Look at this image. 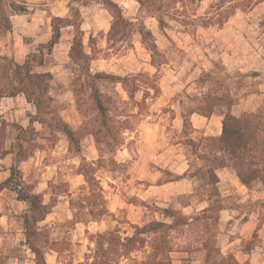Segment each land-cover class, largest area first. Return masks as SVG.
<instances>
[{
	"label": "rangeland",
	"instance_id": "rangeland-1",
	"mask_svg": "<svg viewBox=\"0 0 264 264\" xmlns=\"http://www.w3.org/2000/svg\"><path fill=\"white\" fill-rule=\"evenodd\" d=\"M111 1L121 8L127 20L143 22L152 32L163 55L159 69L151 65V55L141 44L140 35H135L130 44L108 43L112 15L105 0L46 3L52 14L62 17L69 16L72 5L79 7L83 44L91 59L92 74H143L156 82L160 93L154 96L150 90L142 116L123 133L124 145L116 153H100L95 139L85 137L81 145L86 162L69 152L64 135L50 138L41 125H34L41 135L32 157L21 169L26 181L35 184L51 206L52 214L41 229L60 252L58 262L148 264L147 245L129 255L132 260L121 257V243L133 234V225L169 222L159 209L171 208L194 216L211 205L221 204L222 222L216 228L222 254L233 255L240 263L264 264V184L256 182L243 193L231 181L235 173L228 168L229 175L220 173L218 192L214 194L195 173L196 167L203 164L195 158L189 140L200 143L205 137L217 135L224 111L217 110L209 122L192 119L193 130L188 135L181 122L183 111L196 107V101L208 93L230 97L237 117L255 113L264 105V1L251 11H237L222 27L205 26L218 13L220 0L189 1L187 8L179 6L182 15L169 22L167 37L155 19L140 11L136 1ZM40 8L47 7L41 4ZM62 34L61 44L45 57V66L36 71L53 75V108L65 123L78 130L84 119L72 92V81L78 74L69 58L73 30L66 29ZM98 86L113 98L115 115L139 111L120 84L100 82ZM144 97L142 87L136 100ZM33 114L34 108L23 96L1 101L0 147L9 149L17 127L27 128ZM202 121L204 128H200ZM10 165V156L1 159L0 172H7ZM85 170L94 187L86 182ZM184 174L192 178L177 181ZM13 200L12 194H4L8 212L0 224V264H31L20 217L24 206L14 210ZM74 221L82 224L77 232ZM195 239L196 234L188 229L172 234V264H203L204 254L195 250ZM188 249L193 252H185Z\"/></svg>",
	"mask_w": 264,
	"mask_h": 264
},
{
	"label": "trees",
	"instance_id": "trees-1",
	"mask_svg": "<svg viewBox=\"0 0 264 264\" xmlns=\"http://www.w3.org/2000/svg\"><path fill=\"white\" fill-rule=\"evenodd\" d=\"M134 1L139 4L140 11L146 17L157 21L160 31L166 37L169 22L182 15L180 7L185 9L189 1L192 2V0ZM263 1L220 0L218 13L212 19H208L209 23L205 26L212 24L222 27L237 11H251ZM104 4L112 15L111 29L107 36L108 43L130 44L135 35H140L141 44L151 55V65L159 69L163 65L160 61L163 55L152 32L145 27L143 22L133 23L127 20L121 8L113 1L105 0ZM30 13L31 9L24 0H0V37L12 31V16L29 15ZM82 22L79 7L73 5L70 7L68 17H53L50 40L40 45L35 52L29 53L23 64L1 55L0 48V100L23 96L36 111L27 128L17 127V135L10 148L0 147V159L7 156L12 157L10 176L0 183V193L8 190L15 194L17 201L28 205L22 216L23 234L25 245L34 255V264H47L45 250L50 247L54 248L38 226L50 214L51 206L44 205L42 196L35 192L33 185L23 180L19 169L20 164L28 161L32 156L34 144L41 135L34 125L40 124L50 138H56L57 134L64 135L68 141L69 152L81 158L82 162H86L82 155L81 145L85 137L91 136L95 139L100 153L104 151L110 154L116 153L124 145L123 133L132 128L133 120L142 116L141 111L145 100L150 96V90L154 91V96L160 93L156 82L143 74H130L124 77L103 73L92 74L90 72L91 59L85 53L83 44ZM67 28L73 30L69 58L78 73L72 81V92L84 119L82 127L78 130L71 129L53 108L51 97L53 75L36 71L45 66V57L50 55L60 43L62 31ZM100 82L120 84L130 102L139 111L132 115H115L114 100L100 90L98 86ZM142 87L145 88V97L137 101L136 95ZM196 102H198L196 107L189 108L182 113L183 131L186 135L193 130L191 117L194 114L211 118L217 110L224 111L222 133L219 137H205L200 143L189 140L188 146L195 158L203 164L196 167V176L205 180L211 187V193L214 194L218 192L217 171L220 169H232L240 183L249 190L256 182L264 184V105L255 113L247 112L236 117L232 114L233 101L227 95L217 96L208 93ZM83 175L86 182L94 187V181L89 178L86 170ZM189 178L192 176L184 174L177 181ZM222 210L221 204H215L194 216H185L182 212L171 208L159 209L169 222L152 221L144 227L133 225V234L125 237L121 243L124 253L121 257L132 260L129 255L147 245L149 248L146 253L148 264H172L170 258L173 253L170 241L172 234L182 233L188 229L196 234L195 241L198 247L195 250L204 254L203 264H250L249 262L239 263L233 255L224 256L222 254L216 228L219 225V213ZM41 242L44 246L40 245ZM185 252H193V250L188 249Z\"/></svg>",
	"mask_w": 264,
	"mask_h": 264
},
{
	"label": "crops",
	"instance_id": "crops-1",
	"mask_svg": "<svg viewBox=\"0 0 264 264\" xmlns=\"http://www.w3.org/2000/svg\"><path fill=\"white\" fill-rule=\"evenodd\" d=\"M24 1L26 2V5L31 9V13L29 15H15V16H12L11 17L12 31L7 33L6 35H4V36H2L0 38L1 55L13 58L19 64H23L25 62V60H26L27 55L29 53L35 52L40 45L48 43V41L51 38V34H52L51 19L53 17L66 18L65 16L62 17V16L56 15L54 13L52 14L53 10L49 9V7H48V5L46 3V0H24ZM41 4H44L47 8L46 9H41L40 8ZM48 13L50 15H48ZM82 24H83V22H82ZM44 27H45L46 31H44ZM67 29H69V28H67ZM64 30H66V29H64ZM62 38H63V36L61 37L60 43L57 46H59L61 44ZM19 98H21V96H19L17 98H4V99H1L0 102L3 101V100H17ZM25 101H26V99H25ZM29 105H31V104H29ZM35 113H36V111H35V108H34V114L32 116H34ZM232 114L235 115L236 117L238 116L234 112H232ZM214 116L215 115H213L211 118H205V117L199 116L197 114H194L191 117V124H192V119H194V118H198V119H201V120H205V122H209V120L211 121ZM220 120H221L220 121L221 122L220 130H219L218 134L215 135L214 137H219L221 135V133H222L223 116H220ZM181 122L183 124L182 115H181ZM203 122L204 121H202V123L200 125L201 126L200 128H204L205 127V123H203ZM38 125H40V124H38ZM73 130H76V129H73ZM53 152L56 153L55 150ZM28 161H26V162H28ZM26 162L21 163L20 166H19V169H20L21 173L23 172L22 169H21V165L25 164ZM11 164H12V157H11ZM10 167H11V165H10ZM10 167H9L7 172H5V173L4 172H0V183H2L4 180H6L10 176ZM227 169L228 168L220 169V170L217 171V176L219 178V182L221 180V176H220L221 172H223V174L225 176L229 175V173H227ZM22 176H23V173H22ZM230 178H229V180H230ZM23 180L26 183L31 184V185H33L35 187V192L42 196L44 205H49L44 200L46 195L44 196L43 193L38 192L37 191L38 188H37V186L35 184H32L31 182H27L24 177H23ZM231 181L234 184H237L239 186L238 187L239 191L244 193V192L249 190L246 186H244V185H242L240 183V181L238 180L236 175H234L233 178H231ZM218 185H219V183H218ZM6 193H10L14 197V200H13V202H14L13 203L14 204V210L16 209V206H18V208H21V209L24 206V209L21 211L22 213L20 215L21 219H22V216H23L24 212L28 208V205L26 203L19 202V201L16 200L15 194H13L12 192H10L8 190H4L2 193H0V224L4 221V219L6 217V213L8 212V208L6 207L7 203L4 201V194H6ZM223 211H224V209L221 212H223ZM51 214H52V211L50 210V214L46 217V219L44 221H42L41 223H39L38 226H39L40 231H42V229H41L42 226H44V225H46L48 223V219L50 218ZM219 218H220V216H219ZM68 220H74V218L71 219V217H68ZM22 222H23V219H22ZM221 222H222V220L220 218L219 223H221ZM22 225H23V223H22ZM73 225H74L73 229L76 230V232H77V230H79V226L82 225V224L81 223H76L74 221ZM22 232H23V228H22ZM23 236H24V234H23ZM24 244H25V238H24ZM25 247L28 249V247L26 245H25ZM45 251H46V263L47 264H60L58 262V256H59L60 252L58 251L57 248L50 247V248H47ZM29 252L31 254L30 255L31 256V264H34V255L32 254V252L30 250H29ZM245 262H248V261H245ZM79 264H82V263L79 262Z\"/></svg>",
	"mask_w": 264,
	"mask_h": 264
}]
</instances>
